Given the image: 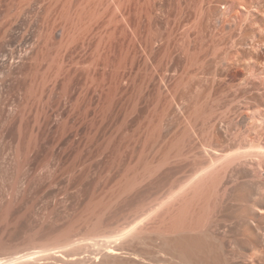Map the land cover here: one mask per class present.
<instances>
[{"label":"rangeland","instance_id":"1","mask_svg":"<svg viewBox=\"0 0 264 264\" xmlns=\"http://www.w3.org/2000/svg\"><path fill=\"white\" fill-rule=\"evenodd\" d=\"M244 137L264 0H0V264H264Z\"/></svg>","mask_w":264,"mask_h":264},{"label":"bare ground","instance_id":"2","mask_svg":"<svg viewBox=\"0 0 264 264\" xmlns=\"http://www.w3.org/2000/svg\"><path fill=\"white\" fill-rule=\"evenodd\" d=\"M229 23V22H228ZM231 23V22H230ZM251 53V54H250ZM250 53L248 54H245L246 56L250 57L254 56V52L252 53L250 51ZM257 55V54H256ZM255 55V56H256ZM244 56V55H243ZM247 58V57H246ZM243 137V136H242ZM245 138V137H244ZM261 139V138H260ZM247 140L248 144L246 142H243ZM258 141V139H257ZM254 142V140L252 139H243L241 142H243V147L240 146L236 149H234L233 151H229V152H226L224 156H227V155H230L231 154V166L235 165V164H244V165H249V166H253L252 167V171L254 174H258L259 171L257 169H254V166H258L259 167V170L261 171L259 177L258 175H256L258 178H260V176H262V174L264 175V142ZM239 142V143H241ZM246 144V146H245ZM219 158H215V159H212L210 160L209 163H214V162H217ZM255 171H258L257 173H255ZM256 177V178H257ZM263 177V176H262ZM261 179V178H260ZM87 239H92V241H96V240H93V237H89ZM88 241H91V240H88ZM91 241V242H92ZM105 252L109 255H117V254H121L122 251L120 250L119 247L117 246H106V250ZM35 253H45L43 252L42 250H39V251H36V252H27L25 254H22L18 257V259H21V260H31L34 258L33 254ZM2 259V258H1ZM2 263V262H0Z\"/></svg>","mask_w":264,"mask_h":264}]
</instances>
